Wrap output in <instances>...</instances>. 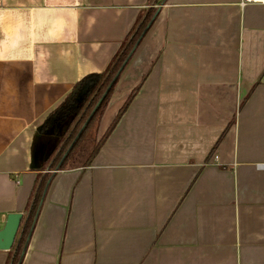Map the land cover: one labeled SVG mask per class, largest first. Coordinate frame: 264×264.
I'll list each match as a JSON object with an SVG mask.
<instances>
[{
    "label": "crops",
    "instance_id": "obj_1",
    "mask_svg": "<svg viewBox=\"0 0 264 264\" xmlns=\"http://www.w3.org/2000/svg\"><path fill=\"white\" fill-rule=\"evenodd\" d=\"M134 37L91 150L40 162L50 113ZM17 211L0 264L29 224L16 264H264V3L0 0V229Z\"/></svg>",
    "mask_w": 264,
    "mask_h": 264
},
{
    "label": "trees",
    "instance_id": "obj_2",
    "mask_svg": "<svg viewBox=\"0 0 264 264\" xmlns=\"http://www.w3.org/2000/svg\"><path fill=\"white\" fill-rule=\"evenodd\" d=\"M133 39L118 54L112 65L106 71L83 77L63 102L50 113L42 125L38 141L37 153L40 162L50 161L51 166L60 165L63 162L62 166H64V162L87 136L90 130L97 131L100 120L112 96L114 85L118 79V71L124 65L129 50L132 48L131 45L134 43L133 41H136L135 37ZM126 107L127 103L122 107L108 132L97 141L90 157L91 159L97 153L99 146L107 137L108 133L113 129L115 122L125 112ZM64 127L65 130L63 132L62 129ZM60 131L62 132L60 133ZM42 185L37 189L34 200L30 204L29 220L35 214V207L41 193ZM29 226L31 227L29 224L27 228L30 229ZM27 228L24 229L18 240V250L14 256L15 264L18 262V256L30 231Z\"/></svg>",
    "mask_w": 264,
    "mask_h": 264
},
{
    "label": "water",
    "instance_id": "obj_3",
    "mask_svg": "<svg viewBox=\"0 0 264 264\" xmlns=\"http://www.w3.org/2000/svg\"><path fill=\"white\" fill-rule=\"evenodd\" d=\"M22 218L23 213L20 211L8 214L3 227L0 229V250H9L13 247Z\"/></svg>",
    "mask_w": 264,
    "mask_h": 264
},
{
    "label": "rangeland",
    "instance_id": "obj_4",
    "mask_svg": "<svg viewBox=\"0 0 264 264\" xmlns=\"http://www.w3.org/2000/svg\"><path fill=\"white\" fill-rule=\"evenodd\" d=\"M62 131H60L61 133ZM94 130H90V132L87 134V141H90L91 143L89 144L88 143V151L91 150V147L93 146L92 143L94 144ZM78 151L75 152V154L71 157V160H70V163H73V164H78V163H81L82 161H85L87 160V156H88V153L89 152H86V153H77Z\"/></svg>",
    "mask_w": 264,
    "mask_h": 264
},
{
    "label": "built area",
    "instance_id": "obj_5",
    "mask_svg": "<svg viewBox=\"0 0 264 264\" xmlns=\"http://www.w3.org/2000/svg\"><path fill=\"white\" fill-rule=\"evenodd\" d=\"M242 4H249V3H264V0H241Z\"/></svg>",
    "mask_w": 264,
    "mask_h": 264
}]
</instances>
